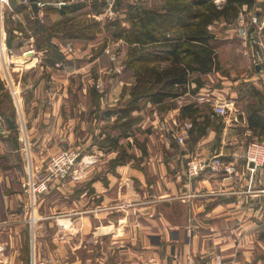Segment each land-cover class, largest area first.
<instances>
[{
	"label": "crops",
	"instance_id": "crops-1",
	"mask_svg": "<svg viewBox=\"0 0 264 264\" xmlns=\"http://www.w3.org/2000/svg\"><path fill=\"white\" fill-rule=\"evenodd\" d=\"M53 1L55 0H37L40 14L43 13L44 6L51 5ZM58 1L65 5L70 4L62 0ZM72 1L75 2V0ZM60 6L62 5L57 7ZM5 7L7 15L5 18L10 21L8 14L14 11L18 14L20 24L25 28L29 20L35 19L30 0H6ZM88 8L87 5L73 14L88 13ZM244 9L249 10L248 7ZM260 19L264 20V10ZM217 25L221 27L220 30L224 32V38L227 40L221 46L217 36L220 67L224 65L228 75L214 71L212 74L219 79L216 86L213 85L211 89V85L205 83L198 93L209 90L217 98L226 100L229 113L226 116L217 115L220 118L219 121H212L204 135L191 138V120L181 117L180 108L184 104L193 102L194 95L185 94L174 100V108L162 113L163 117H166L153 121L154 136H150L149 140L144 142H140L135 136L136 140L143 145L144 152L137 145L133 146L134 143L129 137L122 138L120 144L126 146L127 152L133 155L125 163L113 167L109 165L111 159L116 156V152L113 151V156L106 160V167L94 169L89 178H86L88 172L84 173L82 170V176L80 175L77 179L68 180L64 185L56 183L50 186L53 188L51 194H45L44 199L38 202L36 221L43 226L40 231L38 230V251L35 245L33 248L36 254H51L57 259V264L63 262L64 264H215L218 256L224 258L225 264H264V167L258 168L256 174L250 178L249 172L245 169L243 156L244 137L257 134L247 127L246 106L253 99L251 96L253 89L264 95V81L260 78L259 70L256 69L258 63L252 52L253 47L249 35L251 27L247 28L245 22L233 24L221 22ZM5 28L4 24L3 30ZM217 32L220 31L217 30ZM29 37L27 39L21 37L18 47L23 46L20 45L24 43L23 40H27L28 49L33 48L35 40L32 36ZM5 39L4 31V46L7 45ZM233 39H236V44ZM88 50L89 45H86L82 53L86 54ZM80 52L81 50L77 48L75 53L78 55ZM221 52L226 53L222 58ZM53 53L56 52L53 50L47 55L35 50L28 51V60L32 62L29 69H34L33 66L39 65L44 56H49L48 61L54 64L59 58L53 56ZM236 53H242L241 58L246 67L252 65L251 73L243 75L239 81L231 80L234 79V74L244 72L242 70L244 64L238 68L234 64L237 61L235 56L236 58L238 56ZM74 55L70 58L76 59L77 56L75 55L76 58H74ZM70 58H67V61ZM108 59L109 56L101 50V53L99 52L87 65L92 63L95 66L97 62L108 61ZM117 61L113 62L109 68L117 67ZM46 71H49V67ZM57 72L58 69L50 70L49 77L53 80L50 81L47 76L46 84L47 82L55 84L54 80L59 75ZM105 72L104 70L103 73ZM68 78H58V80H63V83H59L62 87L46 89L41 86L44 82L41 73L37 76L33 85L34 89L32 88L33 100L29 103L25 101L24 108L25 119L30 124L27 129L30 138L27 134L25 136L28 142L31 141V137L33 140L44 137L43 140L46 141L47 136L55 132L54 128H59L62 120L67 117L71 125L75 121L74 130H71L73 135L69 133V137L79 140L77 131L81 130L75 127L80 122L79 128L85 129L84 125L87 126V124L83 122L84 119L82 120L81 116H92L91 113L98 104L94 102L93 108L90 98L86 102H80L81 98L79 100L74 98V101H70V93L74 94L72 96L76 94L72 87H68ZM115 79L117 81L107 89L105 94L101 93L102 84L100 83L102 81L96 84L98 95L103 97L100 98L102 99L100 118H104L105 122H101L104 126L116 118L115 111L119 107L118 102L121 101L123 85L125 83L130 85L132 82L119 79L118 75H115ZM86 88L77 87V90L83 91V95L87 91L90 92L92 98L93 90ZM117 89L119 90L116 92ZM227 93L229 99L224 97ZM43 95L49 97L46 101L49 105L45 110L47 112L43 111L40 106L42 102L40 96L43 97ZM186 97H191L192 100ZM123 100H126V97ZM34 105H37L35 112ZM203 105L199 107L204 108ZM39 112L43 113V120L38 117ZM210 112H212L211 108ZM139 114V111L133 112V115ZM0 117L5 122V124L0 122V160L3 161V163L0 162V168L5 169L3 172L5 177L0 175V184L5 183L4 186L8 187L6 191L4 190V197L0 199V208L8 212L9 208H19L24 204L22 199L24 192L20 178H12L10 181L6 172L8 169L17 171L18 168H22L25 159L20 152L22 147L16 129L8 126L3 115L0 114ZM211 117L214 119L212 115ZM12 120L16 126L15 117ZM141 122L142 119L136 123L135 127H140ZM91 123L89 122L87 127H90ZM184 124H191L184 147L179 146L174 137H167L166 134L159 135L160 128L165 129L169 134V130H178ZM42 125L48 126L45 132L42 130ZM192 132L195 134V130ZM56 133L61 134L60 130ZM125 139L126 141L123 142ZM128 140L132 143L131 147L127 145ZM132 147L133 150L129 151ZM30 154L35 166L39 167L37 169L42 170L40 169L42 159L36 157L38 152L36 154L30 152ZM194 154H203L207 157L219 155L225 162H233L237 171L218 173L206 169L198 176L190 178L186 175V166L189 157ZM90 156L84 154L85 159ZM87 168L88 165L84 169ZM49 206L61 211L58 216L51 214V210L48 211ZM15 214L18 215V213L11 212L12 217ZM12 217L5 215L6 220L10 221L5 222L3 226L26 222L25 218L12 220ZM54 218H56L55 221ZM51 223L56 224L51 230L54 244L50 245L47 251L45 235H50L51 232L47 225ZM125 225H130L131 230H126ZM37 236L35 234L34 238L36 239ZM129 236L133 239L132 247L138 244L140 253L137 255H134L133 250L129 251L128 247L119 244L122 239ZM104 239L118 245L111 246L108 241L102 244ZM125 243L127 244V241ZM51 246L53 248L50 249Z\"/></svg>",
	"mask_w": 264,
	"mask_h": 264
},
{
	"label": "rangeland",
	"instance_id": "rangeland-1",
	"mask_svg": "<svg viewBox=\"0 0 264 264\" xmlns=\"http://www.w3.org/2000/svg\"><path fill=\"white\" fill-rule=\"evenodd\" d=\"M64 1V0H62ZM66 1V0H65ZM64 1V2H65ZM77 2L81 1V0H75ZM218 2L220 0H217ZM73 2L72 0L70 1V3ZM128 3H136L142 6H146V7H150L153 4H160L161 0H124V3L121 5V7L119 6H115V0H107V5L105 6V8L99 12V13H95L94 11H92L90 9V7L88 8V13H84V14H80V15H75L72 14L76 17V20H96L99 24L98 29L95 33V37L93 39H72V38H68L65 36H61L60 34L56 35L55 37H52L51 41H52V46H50L47 49L44 50H37L35 48V41H34V46H32L33 48H29L28 49V45L27 44V40H23V45L21 47H18V42L20 41L19 39L21 37L27 39L29 36H26L24 32H30V31H20L18 29L15 28V26L17 24H20V19L17 16L18 14L14 11L10 12L8 14V17L10 18V21L7 20L5 17L2 21L3 25L2 27H4V24H8L11 23V26H14L15 29H13V34L12 36L9 33V30H7V28H5V30L3 31V37L1 39V42L4 40V31L6 33V43L7 45L4 46L3 48L4 50H2L0 48V81L2 83V86L4 87V90L7 91V98L3 99L2 102H0V108L2 109V112L4 113H14V117L16 119V126L14 127V129H16V133L19 136V142H20V146L22 147L20 149L21 154L23 155V158L25 159L23 161V166L22 168H18L17 171H13L12 169H8V171L6 172L8 175V179L11 181L12 178H20V182L22 184L23 187V192L22 193V199L24 204H22V206L18 207H12L11 209L9 208L10 211L6 212V210L4 208H0L1 212H0V217H1V221H0V264H30L31 258L33 256V252L35 253V257L37 258V260L40 259H49L52 261L53 264H57V259L51 255V254H36L34 248L35 245V249L38 251V232L41 230V226H43L40 222L36 221V218H38L37 215V211L39 209L38 206V202L40 199H44V197L46 196L45 194L49 193L51 194L52 189L50 188V186H53L56 183H61V184H66L68 180H73V179H77L80 175L82 176V170L83 172H88V174L86 175V178H89L93 173H91L92 171L94 172V169L97 168H104L106 167L108 158L110 156H113L112 152H116L117 155V150H108L107 146H104V148L100 147L101 145L99 144V141H102L103 138L105 137L104 132L108 129V128H103L102 126V121L103 123L105 122L104 118H100V113H101V100L100 99L102 96L98 95L97 96H93L91 98V94L90 92L87 91V93H85L84 95L82 94L83 91H78V88H89V89H94L97 90V82L102 81V94H105L107 92V89L112 87L111 85L115 84V82L117 81L115 79V75L119 76V79H122L124 81L127 82H131L132 81V77H131V72L130 70H124V57L126 55V49H127V45L125 44V42L123 40H115L113 39V37L111 36V31H112V27L109 25L110 22L115 21L116 19H119L120 21H122V26H129V23H127V21L125 20V12H124V7L126 6V4ZM61 3L58 0L53 1V3L50 5V7H57L58 5H60ZM49 5V4H46ZM256 5V6H255ZM254 6V7H253ZM111 8V12L109 13L106 9ZM247 6H244L242 8V11L240 12L238 18H236V20L233 23H242L241 19L243 20L246 16L247 19L250 18L251 15H255V16H260L261 13H263L264 10V0H255L254 4L252 6H250V8L248 7L249 10H245L244 8ZM253 7V8H252ZM6 8V7H5ZM244 9V10H243ZM48 12V11H47ZM45 10H43V15L40 14V12L37 15H34L33 18L35 19H40L41 23L44 26H49L50 24H52V22L58 18H60V16L58 15H53L52 13L48 12L47 13ZM83 13V12H82ZM6 14V13H5ZM70 15V14H69ZM7 16V15H6ZM71 16V15H70ZM240 18V19H239ZM1 23V24H2ZM231 23V24H233ZM22 25V24H20ZM217 24L216 27L215 26H210V29H213L215 32H217V36L219 38V45L223 43H226V39L224 32H222V30H220V26H218L217 28ZM245 26V25H244ZM22 27H24L22 25ZM247 28H250L251 26L247 25ZM13 28V27H12ZM250 31H249V35H250ZM18 38V39H17ZM30 38V37H29ZM34 38V37H33ZM35 40V39H34ZM78 40L76 43L75 41ZM86 40V41H84ZM236 39H233V42L236 44ZM77 44V46L75 45ZM89 45V50L86 54L82 53L83 49H85V46ZM68 46L70 47V50L68 49ZM221 46H219V48L221 49ZM77 48H79V50H81V52L76 55L75 52H77ZM103 48V49H102ZM6 50V51H5ZM30 50H35L36 52H41L42 54H47L49 55L51 52H53V50L56 53H53V56H56L59 58V60H56V62H54V64H51L48 61V57H42V62H39V65L37 64L36 66H33L32 68L34 69H29L31 66V61H29V57L27 52ZM101 50H103L104 53H106L109 56L108 61H99L97 62V64L95 66H93L92 63H90V65H87L88 62H91L96 56L97 54L100 52ZM4 51V53H3ZM228 53V51L226 52ZM226 53H224L226 55ZM77 58H76V56ZM224 54H222L221 52V58L224 56ZM238 56L235 59H237V61L234 63L235 65H237L238 67H242L244 64V67H242V70H244L243 73H238V74H234V79H231L233 81H239V79H241V77L245 74H250L252 71V65L247 66L245 65L244 61L241 58L242 53H236ZM74 55L73 57L76 59H71L70 56ZM4 56V57H3ZM23 56V57H22ZM28 57V58H27ZM7 58V59H6ZM24 58V60H23ZM67 58H70L69 61H67ZM118 60V61H117ZM118 62V69H116L117 67L113 68L110 67L113 62ZM7 62V63H6ZM100 63V64H99ZM41 65V66H40ZM220 66V65H219ZM42 67V68H40ZM49 67V71H46V68ZM247 68V69H246ZM51 69H58V78H68V87H72L73 90H75V94L76 96H72L73 93H70V101H74V98H77V100H79L80 98V102H86V100L88 98L91 99V104L94 108V102L98 104L97 108L99 107V109H95L92 114V116H88L86 117V115H82L81 119L83 120V122H86L87 126L88 123L92 122L90 127H87L86 125H84L85 129H80L79 124L77 125V127H75V129L77 128V130H81L80 132L77 131V135L79 136V140L75 139V137H69V135L71 134V130H74V125H75V121H73V125H71V123L68 120V117L65 118V120H62V125H60L59 128H54L53 133L48 132V134L50 133L49 136H47V140L44 141V137H41L39 140L37 139H32L31 137V141L28 142L27 137L25 138V136L29 135L27 132L28 126L30 124L27 123L25 116H24V108H25V101L27 103L31 102V100H33V85L35 84L36 78L37 76H41L44 78V82L42 83L41 86H44V88L49 89L50 87H62V84L59 83H63V80H58L55 79L54 82L52 84H46V80H47V76H50V70ZM74 70H78L77 72H73ZM106 71L105 73H103V71ZM219 73H223L222 75H228L226 69L224 68V65L219 68ZM73 72V73H72ZM64 73V74H62ZM116 73V74H115ZM213 73V72H212ZM210 73V75L212 74ZM207 76V75H206ZM229 77V76H228ZM48 79L53 80L51 77H49ZM100 79V80H99ZM102 79V80H101ZM104 79H106V81H104ZM89 80V81H88ZM99 80V81H98ZM218 78H215V76L212 74L210 77H206L205 79V83L207 85H211V89L213 87V85L216 86V84L218 83ZM106 82V83H105ZM51 83V82H50ZM126 84V83H125ZM127 86H129L128 84H126ZM234 86V85H233ZM86 88V89H87ZM34 89V88H33ZM72 90V89H71ZM72 90V91H73ZM111 90V89H110ZM119 89L116 90V92ZM216 90V88L214 89ZM213 91V90H212ZM218 91V90H217ZM216 91V92H217ZM3 90H0V98H1V94H2ZM98 94V91H97ZM117 94V93H116ZM189 94V93H187ZM74 95V94H73ZM104 96V95H103ZM184 96V95H183ZM126 97V99L128 98L127 95L125 96H121V101L118 102V105H121L124 103L125 100H123V98ZM225 98L229 99L228 93L227 95H224ZM41 105L42 106V110L45 111L47 110L46 107H49V105L47 104V100L49 99L48 96H44L41 97ZM103 98V97H102ZM180 98V97H179ZM189 98V97H186ZM191 98V97H190ZM189 98V99H190ZM178 98H176L175 100H177ZM120 100V99H119ZM192 100V99H190ZM192 102V101H191ZM35 108H33L34 112L37 111V105H34ZM49 110V109H48ZM47 112V111H45ZM139 116L138 118L142 119V122L140 124V127H136V131L135 135L136 138L139 139V141L144 142L145 140H149L148 138L150 136H154L155 135V128L153 127V121L157 120V118L161 119L163 117V112L159 111L157 109L156 106L150 105V104H146L144 105V108L139 111ZM35 114V113H34ZM36 115V114H35ZM47 116V115H46ZM37 117V115H36ZM38 117H40L41 120H43V113L41 114L40 112L38 113ZM166 117V116H164ZM163 117V118H164ZM90 118H92V120L90 121ZM47 119V118H45ZM95 120V122H94ZM163 120V119H162ZM0 122L1 124H5L4 119L2 117H0ZM113 122V121H112ZM112 122L108 123L107 125H110ZM43 124V123H42ZM102 126H101V125ZM102 129H100L101 127ZM106 126V125H105ZM42 130L45 132L48 129V126L46 125H42ZM52 128V127H51ZM159 128V126L157 127ZM182 128V126L176 130V129H171L169 130V134L164 130H162V128H160L159 131V135L162 134H166L167 137H174L177 133L180 132V129ZM61 132V134L56 133V131ZM86 130L85 132H82ZM105 130V131H104ZM190 128H188L186 130L187 133H189ZM38 132V131H36ZM70 133V134H69ZM27 134V135H26ZM96 134V135H95ZM73 135V134H71ZM32 136V135H31ZM92 136V137H91ZM254 136V137H252ZM30 138V135H29ZM131 142H134V137L131 136L129 137ZM21 139L23 141H21ZM93 139V140H92ZM176 139V138H175ZM42 141V142H40ZM126 139L123 141L125 142ZM253 141H262L264 143V136H262V138L258 137L257 134L255 135H249V136H245L244 137V143H243V150L245 152L247 145L250 142ZM177 142V140H176ZM186 142L184 141L183 144H178L179 146H186ZM233 143H236L233 141ZM136 146V143L133 144V146ZM63 150H75L77 152H79V160L76 164H74L73 166H71V168L69 169V174L66 175L65 177H60V176H56L53 175V177H50L48 179V173H47V165L48 162L50 160V158L52 156H54L56 153L63 151ZM133 150L129 149V151ZM110 151V152H109ZM30 152H33V154H36V152H38V154L36 155V157L38 159H42V166H40L42 170H38L39 167L35 166L31 154ZM101 152V153H100ZM109 152V153H107ZM85 156H90V158L85 159ZM41 157V158H40ZM190 157H207L204 156L203 154H194V156H190ZM189 157V158H190ZM115 158V157H114ZM85 159V161H83ZM0 162L3 163L2 160H0ZM36 162V161H35ZM31 163V166L33 168H35V184L41 185V183H44L46 188L43 191L40 192H36L35 196L32 197V195H30L27 191V167L28 164ZM1 165V164H0ZM88 165V168L85 170L84 168H86ZM110 165V164H109ZM1 167V166H0ZM38 168V169H37ZM261 168L260 166L257 167ZM245 169L248 171V168L246 166V161H245ZM257 169L255 171V173L253 174V176L256 174ZM85 170V171H84ZM3 172H5V169L0 168V175L3 176V178L5 177V175H3ZM249 172V171H248ZM250 174V172H249ZM85 178V177H82ZM83 180V179H81ZM5 184V183H4ZM0 184V199L2 197H4V193L6 191V189L8 187L4 186ZM5 190V191H4ZM149 199V198H148ZM147 199V200H148ZM25 205V207H24ZM50 209H48V211L50 212L51 210V214H55L58 216V213H60L61 211L59 209H54V207L49 206ZM13 211V213H18V215H14L12 217L11 212ZM60 211V212H59ZM3 213V215H2ZM22 213V214H21ZM2 215V216H1ZM5 215H8L9 218L12 217V220H18L21 218H25L26 222L24 223H17L14 225H7V226H3L5 222L10 221L9 219L6 220ZM61 215V214H60ZM56 218H54L53 220L55 221ZM39 221V220H38ZM52 221V220H51ZM3 223V224H1ZM53 225L56 226V224H48L47 227L49 229V231L51 232L50 235H45V246H48V249H46L47 251L49 250V246L54 244L53 238H52V229H53ZM45 226V225H44ZM125 229L126 230H131L130 225L127 226L125 225ZM35 227V229H34ZM132 229L134 230V227L131 226ZM39 230V231H38ZM137 230V228H136ZM36 234V239L34 238ZM131 236V235H130ZM130 236L126 239H122V241L119 244L124 245L125 247H128L127 249L133 250L132 252H134V255H137L139 250H138V244H136L134 247H132L133 245V239L130 238ZM41 239V237H40ZM117 239H115L116 241ZM102 242V244L105 243ZM127 241V244L125 243ZM108 243L112 246H116L118 245L117 243L108 241ZM125 243V244H124ZM53 248V246L50 247V249ZM106 252V250H105ZM87 257V256H85ZM98 258H100L101 256H97ZM84 260V259H83ZM85 261V260H84ZM90 262V261H89ZM65 262H63L62 264H64ZM91 264V263H89Z\"/></svg>",
	"mask_w": 264,
	"mask_h": 264
},
{
	"label": "trees",
	"instance_id": "trees-1",
	"mask_svg": "<svg viewBox=\"0 0 264 264\" xmlns=\"http://www.w3.org/2000/svg\"><path fill=\"white\" fill-rule=\"evenodd\" d=\"M254 2L255 0H161L160 4L150 7L127 2L124 12L129 26H122L119 19L109 23L113 39H121L127 45L123 64L124 70H130L132 77L131 84H124L122 88V96L127 95L128 98L116 108L114 121L103 127L108 129L104 130L105 137L99 141L101 148L107 146V150H117V155L110 161L112 167L133 157L127 152L126 146L120 144L122 138L133 136V143L144 152L143 145L134 136L137 131L135 125L141 119L138 118L139 115H133V112L141 111L146 104L165 112L175 107L176 98L187 93H198L205 85L206 75L220 68L217 33L210 26L221 22L233 23L242 8L250 7ZM106 3L107 0H81L60 7L45 5L46 12L58 14L60 18L49 26H44L40 19H32L28 22V30L20 24L15 28L22 32L30 31L24 33L34 37L37 50L52 46L51 38L58 34L72 39L91 40L95 37L98 22L94 19L76 20L77 16L72 14L87 5L92 11L99 13ZM123 3L124 0H115L114 7H121ZM5 27L12 36L14 26L8 23ZM1 89L3 92L0 102L7 98V91L0 81ZM92 90L93 96L98 97L97 91ZM251 96L253 99L246 106L247 127L262 138L264 95L253 89ZM199 106L191 102L180 108L181 117L191 120V138L204 135L211 122L220 119L210 112L208 104H204V108ZM0 114L5 119H14V113H4L1 108ZM192 130H195V134ZM127 145L131 147L132 143L128 140Z\"/></svg>",
	"mask_w": 264,
	"mask_h": 264
},
{
	"label": "built area",
	"instance_id": "built-area-1",
	"mask_svg": "<svg viewBox=\"0 0 264 264\" xmlns=\"http://www.w3.org/2000/svg\"><path fill=\"white\" fill-rule=\"evenodd\" d=\"M6 0H0V48H3V19L6 16L5 12ZM62 4V3H61ZM109 13L111 8L106 9ZM247 25L251 26L250 41L252 44V52L256 57V62L260 65L259 74L260 78L264 81V20L260 19V16L251 15L249 19L246 17L242 20ZM2 23V24H1ZM70 50V47L68 46ZM4 53V51H3ZM193 102L198 105L209 104L212 113L218 116H226L228 111V103L222 98H217V96L210 92L209 90L196 93L193 96ZM191 128V124H184L180 129V132L175 135L178 144H183L186 140L187 132L186 130ZM244 160L246 161V166L250 172V178L255 173L257 167H264V143L262 141H253L247 145V148L243 154ZM79 160V152L75 150H63L52 156L47 165L48 179L53 177V175L65 177L69 173L71 166L76 164ZM253 165L250 166L249 164ZM206 169H210L213 172H236L237 168L233 162H225L221 159L219 155H210L208 157H190L187 161L186 175L190 178L198 176L201 172ZM35 168L31 166V163L27 167V191L32 197L35 196L36 192L45 190L46 186L44 183L41 185L35 184ZM30 264H53L49 259H40L34 256L32 253ZM215 264H225L224 258L218 256L216 258Z\"/></svg>",
	"mask_w": 264,
	"mask_h": 264
},
{
	"label": "water",
	"instance_id": "water-1",
	"mask_svg": "<svg viewBox=\"0 0 264 264\" xmlns=\"http://www.w3.org/2000/svg\"><path fill=\"white\" fill-rule=\"evenodd\" d=\"M62 6L65 5V4H61ZM30 7H31V10L32 12L37 15L39 13V3L37 2V0H30ZM256 69H260V65L257 64L256 65ZM6 123L8 124V126L13 129L15 127V124L13 122V120L11 118H6ZM250 166H252L253 164L250 163L249 164Z\"/></svg>",
	"mask_w": 264,
	"mask_h": 264
},
{
	"label": "bare ground",
	"instance_id": "bare-ground-1",
	"mask_svg": "<svg viewBox=\"0 0 264 264\" xmlns=\"http://www.w3.org/2000/svg\"><path fill=\"white\" fill-rule=\"evenodd\" d=\"M6 51V50H5ZM7 59V58H6ZM7 63V62H6Z\"/></svg>",
	"mask_w": 264,
	"mask_h": 264
}]
</instances>
